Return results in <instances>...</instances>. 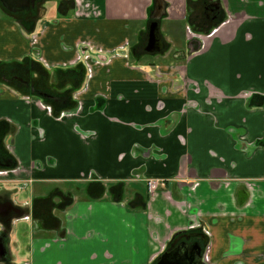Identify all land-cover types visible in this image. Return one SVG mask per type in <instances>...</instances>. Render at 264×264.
Wrapping results in <instances>:
<instances>
[{
	"label": "crops",
	"instance_id": "crops-1",
	"mask_svg": "<svg viewBox=\"0 0 264 264\" xmlns=\"http://www.w3.org/2000/svg\"><path fill=\"white\" fill-rule=\"evenodd\" d=\"M88 1L89 18L27 29L0 18V61L39 55L53 67L83 39L129 44L140 57L154 0ZM194 1L157 0L170 5L159 33L175 62L120 58L98 69L80 116L57 121L37 96L0 83V137L19 164L0 203L30 216L0 225V264H151L174 234L201 226L212 264H264V98H239L264 92V0H200L218 1L227 21L190 54L198 45L180 9ZM244 135L256 147L242 148ZM148 177L167 188L144 205Z\"/></svg>",
	"mask_w": 264,
	"mask_h": 264
},
{
	"label": "flooded vegetation",
	"instance_id": "flooded-vegetation-1",
	"mask_svg": "<svg viewBox=\"0 0 264 264\" xmlns=\"http://www.w3.org/2000/svg\"><path fill=\"white\" fill-rule=\"evenodd\" d=\"M44 1L45 0H35L33 2V0H30L29 7L21 6L18 9H12L0 0V9L7 13L2 17L0 16V18L17 21L25 29L31 25L35 27L42 19L39 12L44 8ZM88 2V0H73L74 5L71 7L73 13H69L66 9L62 8L63 2L57 1L55 9L57 18L62 15L63 11H66L67 13L65 18H71L72 14H74V17H89V10H91L92 7ZM194 5L195 6L188 5V7L182 6L180 10H183L184 13L179 12L184 16L182 20L184 22V32L187 40L193 45L194 43H197L196 45H198L196 49L190 51V54H199L205 48L204 38L213 36L227 19L225 17L226 14L224 13V8L218 1L210 4L205 2L200 4V0H196L194 1ZM163 7L165 8L163 9ZM169 7L170 5H167V3L164 5L157 3V0H154V4L150 6V24L148 25L144 38L140 57H148L149 59L154 60L157 59L161 64L162 62H175V56L169 53L171 46L162 39L159 33L160 17H169L171 19L168 14ZM91 14L96 15V13L94 14L92 12ZM203 20H207V23L210 22L206 29H203L204 26L201 25ZM154 24H157L156 32H158L155 48H159L160 50L150 52L147 51V47L149 45L150 33ZM38 32H41V30L37 31V33ZM75 50L76 55L74 59L68 62L57 63L53 67L48 66L39 58V55L36 60L26 57L18 61H0V83L18 91L20 89L23 90L27 95V101H31L32 96H37L40 99V107L46 110L55 120L62 121L72 115H81L83 110V95L89 91L91 82L95 78L98 69L111 65L116 59L122 58L128 60L132 58L135 59L133 62L138 63L140 58L138 55V49L131 50L129 44L107 50L103 45L96 44L89 39L76 41ZM15 63H19V65L11 70V64ZM178 68L180 69L179 72L183 78V82L189 80L185 72L186 65L178 66ZM256 96L264 98V92L250 89L242 91L239 94V98L243 100L251 99ZM67 97L71 100L70 107H66L67 103L64 98ZM246 138L247 136L240 138V145L242 148L247 150L256 147L255 142ZM18 165L15 157L4 147L3 139L0 137V183L11 181V177L17 174L19 169ZM144 185L146 186V191L149 196L145 198L144 205L148 203L150 198H154L159 191L166 190L167 188L166 180L157 177L145 178ZM84 189H86V187H84ZM125 199L126 198H124V200ZM73 204L74 197H72V201L68 203V206H66L65 209ZM138 208L142 209V206ZM6 214L8 216L9 214H12L13 216H11L14 218L10 217L8 219V224H0L2 228L1 230L5 228L10 229L12 224L19 219L30 220V216L14 206L12 201L0 203V218L4 220ZM210 234V229L203 226L199 228L192 227L190 230L174 234L166 244L164 250L152 260L151 264H158L160 262V257L166 251L183 242L188 244L189 252L195 245H199L201 248L200 264H212L208 261L207 254L208 245L210 244ZM4 236L5 234L0 236V258H5V253L8 255L5 250ZM188 237L189 239H187ZM204 238L206 240H204ZM24 264L32 263L26 261Z\"/></svg>",
	"mask_w": 264,
	"mask_h": 264
},
{
	"label": "water",
	"instance_id": "water-1",
	"mask_svg": "<svg viewBox=\"0 0 264 264\" xmlns=\"http://www.w3.org/2000/svg\"><path fill=\"white\" fill-rule=\"evenodd\" d=\"M3 3L12 8L18 9L21 6L29 7L30 0H2ZM35 0H33L34 2ZM154 27L151 30L149 45L147 51L153 52L155 50H160L155 48L158 32H156L157 24L153 25ZM189 239V237L187 238ZM204 240H206L204 238ZM201 258V248L199 245H195L193 249L189 252L188 244L183 242L174 246L172 249L166 251L161 257L158 264H200Z\"/></svg>",
	"mask_w": 264,
	"mask_h": 264
},
{
	"label": "rangeland",
	"instance_id": "rangeland-1",
	"mask_svg": "<svg viewBox=\"0 0 264 264\" xmlns=\"http://www.w3.org/2000/svg\"><path fill=\"white\" fill-rule=\"evenodd\" d=\"M57 1H61L63 2V9H66L69 13H73V9H71L72 5H74L73 0H45L44 1V8L42 9V11L39 12L40 17H42L41 21H39L38 23H40L41 25H48V24H52L56 17V5H57ZM7 13L3 12L0 9V16L2 17L3 15H6ZM67 15L66 11H63L62 15L59 17L60 19L65 18V16ZM91 14H89L90 16ZM73 16V17H72ZM71 18H77V19H81V17L79 16H75L74 14H72ZM89 18V17H88Z\"/></svg>",
	"mask_w": 264,
	"mask_h": 264
},
{
	"label": "trees",
	"instance_id": "trees-1",
	"mask_svg": "<svg viewBox=\"0 0 264 264\" xmlns=\"http://www.w3.org/2000/svg\"><path fill=\"white\" fill-rule=\"evenodd\" d=\"M17 65H19V63L11 64L10 69L13 70L14 67L17 66ZM64 99H66V103H67L66 104V107H70L71 106V100H70V98L67 97V98H64Z\"/></svg>",
	"mask_w": 264,
	"mask_h": 264
}]
</instances>
